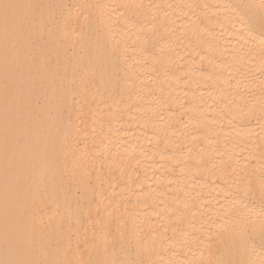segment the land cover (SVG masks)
<instances>
[{
	"label": "bare ground",
	"instance_id": "obj_1",
	"mask_svg": "<svg viewBox=\"0 0 264 264\" xmlns=\"http://www.w3.org/2000/svg\"><path fill=\"white\" fill-rule=\"evenodd\" d=\"M0 264H264V0H0Z\"/></svg>",
	"mask_w": 264,
	"mask_h": 264
},
{
	"label": "rangeland",
	"instance_id": "obj_2",
	"mask_svg": "<svg viewBox=\"0 0 264 264\" xmlns=\"http://www.w3.org/2000/svg\"><path fill=\"white\" fill-rule=\"evenodd\" d=\"M46 43V40H45V34H43V36L41 37L40 40H30V50L31 51H34V48L39 46V45H44Z\"/></svg>",
	"mask_w": 264,
	"mask_h": 264
}]
</instances>
